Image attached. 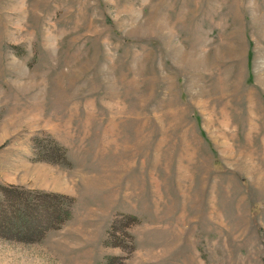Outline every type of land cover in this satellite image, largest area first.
<instances>
[{"label": "rangeland", "instance_id": "374dc122", "mask_svg": "<svg viewBox=\"0 0 264 264\" xmlns=\"http://www.w3.org/2000/svg\"><path fill=\"white\" fill-rule=\"evenodd\" d=\"M261 3L0 0V188L71 206L0 264H264Z\"/></svg>", "mask_w": 264, "mask_h": 264}, {"label": "trees", "instance_id": "16d2710c", "mask_svg": "<svg viewBox=\"0 0 264 264\" xmlns=\"http://www.w3.org/2000/svg\"><path fill=\"white\" fill-rule=\"evenodd\" d=\"M36 145L44 149L37 156V162L49 164L66 162L65 149L53 140L48 138L35 139L33 147ZM0 193L6 199V206H2L3 210L0 211V229L13 233L12 235H17L20 232L21 235L28 237L30 233L35 231L38 233L37 229H42L43 232L40 234L42 236L48 230L59 229L70 217L71 206L67 204L69 200L64 196L25 191L13 187H1ZM40 218L46 222L40 223ZM132 221L131 224H136L135 219H132ZM111 261L112 259H108L107 264Z\"/></svg>", "mask_w": 264, "mask_h": 264}, {"label": "crops", "instance_id": "0c3cea01", "mask_svg": "<svg viewBox=\"0 0 264 264\" xmlns=\"http://www.w3.org/2000/svg\"><path fill=\"white\" fill-rule=\"evenodd\" d=\"M261 8L259 13L256 15H250L249 18V24H248V30L245 28L242 29V35L240 34V40L238 44H241L242 51L245 50L244 47L248 50V47L252 46V44H255L256 46H259L260 48L264 49V0H261ZM243 17V16H242ZM244 20V17L242 18ZM247 27V26H246ZM249 36H247V34ZM243 36V38H242ZM200 44H207V40L205 41L204 39ZM230 44V43H228ZM260 58H258L259 60ZM257 63V61H256ZM0 113H1V108H0ZM0 126H1V120H0ZM11 130V128L4 127L2 129V133L8 135L7 133ZM6 132V133H5ZM8 138V137H7ZM2 144V140L0 141V145Z\"/></svg>", "mask_w": 264, "mask_h": 264}]
</instances>
